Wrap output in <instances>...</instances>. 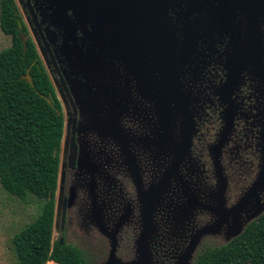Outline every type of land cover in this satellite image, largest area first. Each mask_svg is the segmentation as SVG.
<instances>
[{
  "label": "flooded vegetation",
  "instance_id": "obj_1",
  "mask_svg": "<svg viewBox=\"0 0 264 264\" xmlns=\"http://www.w3.org/2000/svg\"><path fill=\"white\" fill-rule=\"evenodd\" d=\"M17 1L30 25L28 30L20 17L27 31L26 38L33 42L29 34L36 37L39 53L45 58L43 60L40 57L36 48L41 67L49 77L46 71L48 68L57 83L54 88L49 77L64 120L55 193V209L57 194H65L60 208L59 233L56 240L63 244L73 234L85 235L81 231L84 229L78 228V225L69 220L71 211L68 190L79 173L82 179H88L89 184L85 190L78 188L79 195L89 192L91 216L99 222L110 214L109 209H121L125 201L121 200V194L123 193L124 198L126 193V181L119 170L120 164L108 154L110 144L107 141L111 136L118 139L117 132L114 133V125L110 124L111 119L120 120L121 141L125 135V119L128 116L143 117L141 119L147 122L150 118L155 119L158 116V107L166 114L171 100L185 126L180 134V143L175 148L172 165L164 172L162 180L175 164L176 152L182 144L181 136L187 126L173 94L174 85H170L163 67V58L158 47L155 29L157 15L152 7L158 0ZM251 5L253 9L254 5L258 9L257 51L264 71V0H172L168 5L166 16L173 40L172 72L177 77L179 91L186 101L192 134L189 138V148L182 154L162 193L168 188L173 176L182 171V168H192L196 163L195 156L201 155L202 142L206 143V134L202 133L203 128L197 125V122H200L197 113L202 116L200 125L204 127L207 115L213 112L219 118L227 112V126L223 138L225 142L228 141L227 149L230 150L232 159L240 153L243 145L249 146L259 137L258 123L264 120V78L256 74L254 54L249 51L248 8ZM101 10L105 14L103 17ZM119 47L126 50L124 56L131 55L138 61L139 84H136L138 78L134 79L130 77L129 72L124 71L128 63L121 60ZM84 63H88L93 71L99 65L96 76L103 84L94 86L90 83L91 79L86 72L78 69L80 64ZM160 78H163V81H159ZM80 85L91 90L92 95L85 90L79 92ZM160 85L165 92L158 106ZM56 89L63 94L68 117ZM93 89H97L98 96H94ZM84 119L94 130L91 132L92 139H89L88 166H84L85 170L80 172L82 166L77 152L80 137L83 135L81 128L85 125ZM67 122L69 138L67 151L62 155ZM106 124L110 126H105ZM196 129L198 131L194 135ZM144 132L145 130L142 131L141 138ZM194 150L195 154L188 155V151ZM208 173L209 175H205V189H214L217 181L227 185L222 173L218 174L216 169H211ZM218 178L221 179L216 180ZM262 186L254 190V193ZM204 188H200L203 196L204 193H211L203 190ZM224 188L223 200L228 196ZM235 194L237 196V193ZM230 210L225 211L222 219L228 217ZM150 220L153 228L152 214Z\"/></svg>",
  "mask_w": 264,
  "mask_h": 264
},
{
  "label": "rangeland",
  "instance_id": "obj_2",
  "mask_svg": "<svg viewBox=\"0 0 264 264\" xmlns=\"http://www.w3.org/2000/svg\"><path fill=\"white\" fill-rule=\"evenodd\" d=\"M14 3L29 30L30 25L21 6L17 0H14ZM97 13L96 11L95 14ZM103 15L105 14L101 10V16ZM110 22L113 24L112 20ZM29 36L39 53V42L34 35L29 34ZM10 45V37L0 30V51ZM119 49L121 60L128 63L124 71L129 72L130 77L138 78L136 84H139L138 61L131 55L124 56L126 50L121 47ZM39 55L45 60L41 53ZM98 67L99 65L93 71L88 63H84L80 64L78 69L85 71L91 79L90 83L97 86L103 84L96 76ZM46 71L55 88L56 80L48 68ZM159 81H163V78ZM136 86L139 87V85ZM162 87L160 85L158 92V106L165 92ZM83 90L92 95L91 90L84 89L80 85L78 91ZM57 92L63 101V94L58 90ZM93 93L94 96L99 95L97 89H93ZM63 105L68 117V108L64 101ZM168 105L166 114H163L161 108L158 107V118H150L147 122L141 119L143 117L133 118L127 115L125 135L121 141L119 140L120 120L111 119L110 121L111 126L115 127L112 128H114V133L117 132L118 139L111 136L107 141L110 144L108 154L120 164L119 170L126 181L124 198L123 193L121 194V200H125L121 209L115 211L112 207L109 209L110 214L99 222L91 216L89 192L79 195V187L84 190L89 187L88 179H82L79 173L75 182L69 187L71 211L69 220L78 225V228L84 229L81 231L85 235L73 234L65 244L80 249L88 257L90 264H137L139 260L137 241L145 227L143 212L145 197L150 187L160 184L164 172L172 165L174 151L180 143V134L185 126L178 109L171 100ZM226 115L225 111L218 118L212 112L207 115V121L203 127L200 125L202 116L197 113V119L200 121L197 125L203 128L202 133L206 134V143L202 142L201 155L195 156V165L189 169L182 168V171L176 173L177 175L173 176L166 191L156 198L150 212V216L152 214L154 217L153 228L147 240L150 264H193L198 250L209 245L227 244L250 221L264 213V184L256 193L251 194L252 188H255L259 181L263 168L264 120L258 123L259 137H256L249 146L243 145L240 153L232 159L231 152L227 149L228 141L225 142L223 138L227 126ZM134 119L136 120L132 122ZM83 121L85 125L81 128L83 135L80 137L77 152V158L82 166L80 172L85 170L84 166H88L89 139H92L93 133L91 132L94 130L86 119ZM110 124L105 126H110ZM66 126L67 134L62 145V155L67 151L69 138L68 122ZM143 130L145 132L141 138ZM197 131L196 129L194 135ZM189 153L195 154V150L188 151V155ZM211 169L212 171L216 169L218 174L222 173V178L226 180L227 185L217 181L214 189H205V175H209L208 172ZM118 175L119 172L116 173L117 177ZM219 179L221 178L216 180ZM201 187L211 193H204L203 196ZM223 188L228 192L224 200ZM231 191L234 193L232 194ZM63 196H65L64 193L57 194L52 244L58 238ZM205 196L207 197L204 198ZM39 207L38 201L34 199L27 202L21 201L8 195L0 186V264H19L12 249V239L16 233L37 217ZM227 210H230L228 217L222 219ZM48 264H53V262H48Z\"/></svg>",
  "mask_w": 264,
  "mask_h": 264
},
{
  "label": "trees",
  "instance_id": "obj_3",
  "mask_svg": "<svg viewBox=\"0 0 264 264\" xmlns=\"http://www.w3.org/2000/svg\"><path fill=\"white\" fill-rule=\"evenodd\" d=\"M0 30L11 39L0 51V186L40 203L37 217L14 235L13 252L19 264H90L80 249L51 242L64 120L14 0H0ZM194 264H264V213L227 244L203 248Z\"/></svg>",
  "mask_w": 264,
  "mask_h": 264
},
{
  "label": "water",
  "instance_id": "obj_4",
  "mask_svg": "<svg viewBox=\"0 0 264 264\" xmlns=\"http://www.w3.org/2000/svg\"><path fill=\"white\" fill-rule=\"evenodd\" d=\"M172 0H158L156 3L153 4V11L155 12V29H156V38L158 40V47L159 51L163 58V67L165 69L166 74L169 78L170 85H174V96L177 100L178 104L180 105V108L184 114L185 118V124L187 126L186 131L181 136L182 144L179 145L178 150L176 152V161L173 167L164 175L163 180L160 182L158 186L152 187L149 189L146 197H145V203H144V224L145 227L143 228L142 234L140 238L137 241L138 246V262L137 264H150V255H149V249H148V243L147 240L152 232V222L150 220V212L152 211V208L156 202L157 196H159L167 187L169 177L173 174L174 170L178 166L179 160L184 152L189 148L190 146V136L192 134V126L189 120V114L186 106V101L184 97H182L181 92L179 91V84L177 82L176 75L172 72V51H173V40L169 32V27L167 23V16H166V10L168 8V5L170 4ZM253 6L248 8V16H249V29H250V44H249V51L250 53L254 54V63H255V71L256 74L259 75L261 78H264V71L261 68L260 60L258 56V35L256 32V22H257V12L258 9ZM151 6L149 7V11H151ZM20 24V23H19ZM20 26V25H19ZM27 80H30L27 78ZM55 154V152H54ZM264 183V162H263V168L262 173L259 178V181L257 183V186L252 190V193H254V190L258 189L262 184ZM251 193V194H252ZM64 210V207H63ZM251 222V221H250ZM242 232V231H241ZM240 232V233H241ZM239 233V234H240ZM238 234V235H239ZM238 235H236L234 238H236Z\"/></svg>",
  "mask_w": 264,
  "mask_h": 264
},
{
  "label": "bare ground",
  "instance_id": "obj_5",
  "mask_svg": "<svg viewBox=\"0 0 264 264\" xmlns=\"http://www.w3.org/2000/svg\"><path fill=\"white\" fill-rule=\"evenodd\" d=\"M54 264V263H53Z\"/></svg>",
  "mask_w": 264,
  "mask_h": 264
}]
</instances>
